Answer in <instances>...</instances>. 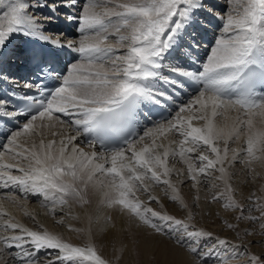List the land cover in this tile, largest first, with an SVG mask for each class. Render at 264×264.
<instances>
[{
  "label": "snow or ice",
  "instance_id": "obj_1",
  "mask_svg": "<svg viewBox=\"0 0 264 264\" xmlns=\"http://www.w3.org/2000/svg\"><path fill=\"white\" fill-rule=\"evenodd\" d=\"M5 6L0 15V85L10 90L0 88V134L6 141L0 145V184L42 196L55 214L57 207H71L70 201L81 208L90 205L88 182L104 177L99 182L105 189L101 205L121 207L138 227L174 239L199 264H225L223 255L244 254L240 249L245 246L161 214L136 193L149 192V182L163 184L171 189V200L187 208L171 182L169 160L179 157L194 184L201 177L211 187H216L213 179L223 183L213 201H224L238 219L261 222L264 229L261 198L250 197L248 207L239 203L229 172L242 163L251 173L254 162H264V0H225L222 13L208 8L205 0H0V8ZM77 7L78 13L66 17L77 21L76 39L49 34L51 15L41 18L29 11L48 8L54 15L59 8ZM203 13L220 24L200 56L207 29ZM110 37L118 47L107 43ZM15 39L20 43L14 45ZM64 49L77 59L63 64ZM13 63L23 65L28 75L13 79L5 67ZM181 94L188 99L178 104ZM229 111L240 115L232 126H219L216 118ZM153 115L161 119L153 120ZM57 123H68L75 134L46 141L44 130ZM242 135L243 148L230 150L228 142ZM28 137L38 139L30 145L21 141ZM81 137L102 151L78 148L74 142ZM169 137L178 139L166 145ZM6 153L14 163L3 162ZM4 198L15 202L13 196ZM149 200L157 198L149 193ZM254 208L261 210L260 216L244 215ZM0 217H9L0 220V258L8 257L4 264H35L46 249L61 254L52 264H110L91 243L76 245L13 222L2 203ZM188 219H193L191 212ZM247 264H264V252L249 254Z\"/></svg>",
  "mask_w": 264,
  "mask_h": 264
},
{
  "label": "bare ground",
  "instance_id": "obj_2",
  "mask_svg": "<svg viewBox=\"0 0 264 264\" xmlns=\"http://www.w3.org/2000/svg\"><path fill=\"white\" fill-rule=\"evenodd\" d=\"M217 1L221 2L223 0L221 1L205 0V3L208 4L206 5L208 8H211V7L212 9L216 8L214 10L217 12H220L221 9ZM103 7H100V8H103ZM4 10H6V6L3 8H0V15H2ZM97 10L100 11L101 9H97ZM29 11L37 12L39 15H41V16L38 15L41 18L45 17V15H42L41 10L30 9ZM201 20L203 21V23H207L211 21V18L210 16L204 17L202 15ZM205 31H207V29ZM211 32H212V29H211ZM116 42L117 41H115V43ZM117 44L118 43H116V45ZM238 115H240V113L229 111L226 114V116L217 117L216 123L219 126H224V125L232 126ZM194 123L201 124L203 122L194 121ZM255 123L257 127H260L258 117L256 118ZM65 124L61 125L57 123L55 124L54 127L46 128L44 130V133L45 134L48 133V134L46 135V137H44L45 140L46 141L48 140L59 141L61 138L67 137L69 135H74L75 132L73 128L70 125H68V123H65ZM53 133H59V135L54 136ZM36 139L38 138L28 137V138H21V141L24 142L26 140L27 143L30 145L32 141ZM169 139H178V137H169L168 139H164L163 142L167 145L169 142ZM81 140H82V137L78 138V140L74 142L78 148L83 149L85 152H88V153H91V151L93 150L98 151L96 149H93L89 144L82 143ZM218 143H220V146L223 147V142H218ZM244 144H245V136L242 135L239 140L229 141L228 147L230 150L231 149H241L243 148ZM231 154H229V157H231ZM175 159H170V160H173V162L169 164L170 167H173V165L175 166L177 164V162H174ZM3 162L14 163L15 161L11 160L8 154L6 153ZM256 163L257 162H255V165L257 167ZM235 165L236 164H234V166ZM225 166L227 167V164ZM183 168L184 166L178 164V170L183 169ZM13 174L18 175L19 173L16 171H13ZM184 175L185 173H183V176ZM176 177H177V174H175L173 178L171 176V182L177 186V183H176L177 181L175 182L173 181V179L177 180ZM101 180H104V177H94L92 181L88 182V187L86 189V192H87L86 198L89 199L91 203L90 205L86 206V208L79 207L73 201L69 202L71 207L64 206L65 209L64 211H62V213L64 212L65 215H67L68 213L67 219H65V221L69 223L70 226L72 227L66 228V231L64 232L61 231L57 233L58 235H61L65 240H68L76 245L84 246L89 243L95 245L99 254H101L105 259L109 260L110 264H194V260H192L191 254L188 252L189 250L188 251L185 250L179 245L173 243L174 241L166 239L162 235L155 234L153 230L148 229L146 226L138 227L137 221L131 218L126 212L122 211L121 207L119 206L106 207V206L101 205L100 202L104 198L103 192L105 191V189L99 183ZM77 184L79 185L80 182H77ZM261 185H263V183ZM1 187H3L2 184H0V188ZM155 187H156L155 183L149 182V192H144L140 190V191H137L136 195L139 197L140 200L143 199L144 201H146V199L149 198V193L152 196H156V198L159 199L160 195L158 193L160 192V190L163 191L164 188L163 187L155 188ZM259 187L257 188L259 189ZM195 189L199 193L201 192L198 184L195 187ZM170 193L173 194L171 192V189H170ZM179 195L181 199L183 200V202L187 204V208H184L181 206V209H179V211L174 210V212L169 211V209L166 208L168 211L167 214L173 216V213L176 214L177 212H180L181 215H178L180 216L179 218L181 217L184 219L186 218L189 221L188 219L189 212L192 213L193 217L196 216L195 210L191 206V203L189 202L192 199L193 193H191V191L190 192L188 191L185 194V192L184 191L182 192L181 189L179 188ZM7 196L15 197V202L4 198ZM0 203H2L4 208L7 210V212L10 213V217L13 219V222H18L31 230H36L37 228L35 227L38 226L40 228L42 226L39 223H37L36 226H32L29 223H25L24 221L25 219L23 220V217H22L23 214L26 215L27 212L31 211L32 214L34 215L37 209H39L40 212L42 211V213L44 212V214L50 215L52 213L51 208L49 207L51 203L48 200H45L42 196L33 195V194L21 195L17 193V191L14 192V188L12 189V191H8L4 189L3 191L0 192ZM202 204H203V208L208 209L209 212L213 214L211 217L216 216L217 214L216 212L218 211L217 208H219L218 204L221 205V203L213 202V201L212 203L208 204L206 203L205 200L202 201ZM98 207L100 208L99 212L97 211V209H95ZM200 207L202 209V205ZM156 209L162 212V210L159 209V207ZM175 214L174 216H176ZM71 215L74 216V218L70 217ZM58 217H63V215L58 216ZM8 218L9 217H0V220L8 219ZM37 220H38V217H37ZM93 220L97 221L95 222L94 225L92 224ZM43 222L44 221H42V223ZM39 228L37 229L38 231H40ZM100 231L102 233L104 232V234L102 235ZM0 234H3L2 228H0ZM8 234H11V233H8ZM135 239L136 241L138 239L140 240V242L137 243L138 247L135 245L136 243ZM118 258L120 259L118 260Z\"/></svg>",
  "mask_w": 264,
  "mask_h": 264
},
{
  "label": "rangeland",
  "instance_id": "obj_3",
  "mask_svg": "<svg viewBox=\"0 0 264 264\" xmlns=\"http://www.w3.org/2000/svg\"><path fill=\"white\" fill-rule=\"evenodd\" d=\"M219 1H221V0H219ZM221 2L223 3L224 1H221ZM206 5H208V4H206ZM103 6L101 5V7H103ZM107 6L111 7L110 4ZM98 9L102 10V8H98ZM214 9H216V8H214ZM115 41H117L116 38L111 37L107 43L112 44V42H113L114 46H117L118 44L116 45V43H118V41L116 43H115ZM47 134L48 133H46V134L44 133V137H46ZM230 152H229V154H231ZM172 162H173V160H169V164H171ZM174 162H177V164L175 166L173 165L174 173L172 175V178L176 173H179V175H177V177H176L177 180L173 179V181L174 182L177 181L176 182L177 186L181 189L182 192L184 191L185 194L188 191L189 192L191 191V193H193L194 198L192 196V199L189 202L191 203V206L194 208L196 216L193 217V219H191V221L189 220L191 223L186 218L185 219L182 217H181L182 219L179 218L180 216H178V215H181L180 212H177L176 214L173 213V216L175 214L176 216H174V217H176L177 219H181L182 221L185 220L184 221L185 223H190L191 225L193 224L195 226V228L210 231L217 237L226 238V239L232 241L233 243L236 242L235 244L245 246L244 248L240 249V251L242 253H244L242 255L233 256L231 259L227 255H223L222 258L224 259L225 264H247V261L249 259V254H260V253L264 252V229H261V226H260L261 222H258V221L254 222L253 220L247 219V218L240 220L237 218V216H238L237 211H234L232 209H228V208L224 207V201H222V200L213 201L211 199L212 194L214 192L223 190V187H224L223 183L219 180L213 179V180H211V184L216 185V187H211L209 184L204 183L203 182L204 178L201 177L200 179L202 182L198 184V186L200 187V191H201L199 193L195 189L197 184L195 186V184L190 179L187 178L188 177L187 166L183 163V161H181L179 159V157H177ZM178 164L184 166V168L178 170ZM256 164H257V167H256L255 162H254V164L252 166L254 171L251 173L249 172L248 168L242 163H236L235 166H232L229 169V172L232 173V179L230 182L232 183L233 188L235 190L234 191L235 199L239 203L243 204L245 207H248L252 203V200H250L249 198L252 197L253 195L255 197L261 198L259 201L260 203H264V188H263L264 187V162H257ZM235 167H237V168H235ZM183 173H185L184 176H183ZM212 175L213 176H219V173L215 172ZM253 176L255 178L251 179L250 177H253ZM178 180H179V182H178ZM181 181H183V182H181ZM257 182H259V183H257ZM262 183H263V185H261ZM256 186L257 187L260 186L259 189ZM159 187H161V188L163 187L164 189H163V191L160 190V192L158 193L160 195L159 199H157L158 201H150L149 198H147L146 201H144L143 199L141 201H143L144 204L151 207L155 211L160 212L161 214H167V212H168L167 209H169V211H173V212H174V210L179 211V209H181V204L179 201L174 202L171 200L170 197L172 194L170 193V189L166 188V186H164L163 184H156L155 188H159ZM197 197H198V199H197ZM203 198L206 201V203H208V204L212 203V201L221 203V205L218 204L219 208H217L218 211L216 212L217 213L216 216L211 217L213 214L210 213L208 209L203 208V204H202V201H204ZM201 205H202V209L200 207ZM49 207L52 208V205H50ZM158 207H159V209L162 210V212L160 210L156 209ZM64 209L65 208H63V210H61L59 207H57L55 214L52 212L50 215L44 214V212L42 213V211L40 212V210L37 209L36 210L37 214L35 213L33 215L32 212L29 211V212H27L28 214L26 213L27 216L25 214H23L22 217H23V220L25 219L24 220L25 223H29L32 226H36L37 223L41 224L42 227H40V228L38 226L35 227L37 229L39 228V230H47L50 233L57 234L61 231L62 232L66 231V228H68V227L69 228L72 227V226H70L69 223H67L65 221V219H67L68 213H67V215H65L64 212L62 213V211H64ZM95 209H97L98 212L100 211L99 207L95 208ZM165 209H166V211H165ZM163 211H165V212H163ZM260 212H261V210L259 208H254L251 212H245L244 215L246 217H248V216H260ZM61 215H63V217H58ZM36 216L38 217V220H37ZM65 216H66V218H65ZM56 217H58V218H56ZM70 217L74 218V216H72V215ZM41 219H42V221H44L43 223H42ZM95 222H97V221L93 220L92 224L94 225ZM229 223L233 224L234 227L229 228L227 226ZM37 229H36V231H38ZM148 229H150V228H148ZM150 230H152V229H150ZM103 234H104V232L102 233V235ZM162 236L166 239L174 241L173 243L177 244L174 239H172L168 236H165V235H162ZM135 241H136V239H135ZM138 242H140L139 239L135 243V245L137 247H138V244H137ZM211 243H213V242L209 241V244H211ZM179 246L184 248L181 245H179ZM184 249L187 250L186 248H184ZM188 252L190 253V251H188ZM59 255H61V254L59 252H57L56 250H51V249L41 250L38 253V259L35 261V264H52L53 261H57V257ZM191 257H192V260H194V264H199L197 257H195L192 254H191ZM119 259L120 258H118V260ZM6 260H8L7 254H5L4 257L0 258V264H4V261H6ZM10 264H15V262L11 261ZM209 264H214V262L210 261Z\"/></svg>",
  "mask_w": 264,
  "mask_h": 264
}]
</instances>
